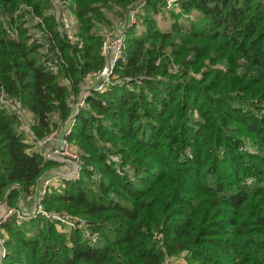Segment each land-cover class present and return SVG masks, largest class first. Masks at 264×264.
Listing matches in <instances>:
<instances>
[{"label":"trees","instance_id":"trees-1","mask_svg":"<svg viewBox=\"0 0 264 264\" xmlns=\"http://www.w3.org/2000/svg\"><path fill=\"white\" fill-rule=\"evenodd\" d=\"M60 1L0 0V96L21 103L32 136L0 104V204L9 207L55 165L31 151L104 64V28L143 7L127 23L116 83L76 115L79 179L42 199L74 227L0 218L1 264H264V2L177 0L162 29L155 18L167 0H66L79 45L62 31Z\"/></svg>","mask_w":264,"mask_h":264},{"label":"built area","instance_id":"built-area-1","mask_svg":"<svg viewBox=\"0 0 264 264\" xmlns=\"http://www.w3.org/2000/svg\"><path fill=\"white\" fill-rule=\"evenodd\" d=\"M261 1L264 2V0ZM166 5L169 9H177V0H167ZM142 6L143 3L141 1L135 8L129 11L126 21L116 20L112 25L104 28L103 40L100 49L101 55L104 58V64L100 69L86 73L80 90L71 95L70 107L72 114L67 119L65 124L60 125L51 134L35 142V146L31 152H38L45 160L56 161V156H58L61 162L60 168L57 171H50L42 175L34 188V192L31 195H25L22 198H27L32 201L30 209L25 208L23 206V201L20 200L21 202L19 201L20 204L18 209L6 206L0 216L1 219H6L13 215L15 216L16 221L20 223L23 220H27L32 217L42 216L53 221H59L60 223L67 224L70 228L74 227V221L59 214L48 213L42 206V199L51 187L62 184L64 181H74L79 179L80 157L78 151L74 150V147L72 150L73 144L69 141V135L75 122L76 115L81 109L86 107V99L93 92H105L116 83L117 76L115 74V69L117 68L119 62L124 61L123 49L127 23L129 25L137 24L138 15ZM58 16L62 31H64L67 39L70 42H77L80 45V39L75 36L77 26V19L75 15L69 11V9H65L60 11ZM42 53L45 54V66L49 69L56 70L57 67L55 65V61L52 59V55L49 54L47 49H44ZM65 83L68 84L69 82L65 81ZM0 104L2 108H6L8 111L19 115L20 124L18 126V130L19 132H23L25 140L30 142L32 140V136H30L29 131V124L31 121L29 118L30 115L27 114V111L21 106V103L19 101H12L6 96L1 95ZM64 157H67L68 159ZM3 243L4 237L0 236V264L6 254ZM163 264H174V262L171 258H166Z\"/></svg>","mask_w":264,"mask_h":264},{"label":"rangeland","instance_id":"rangeland-1","mask_svg":"<svg viewBox=\"0 0 264 264\" xmlns=\"http://www.w3.org/2000/svg\"><path fill=\"white\" fill-rule=\"evenodd\" d=\"M167 1L164 3V5L163 6H161V9H162V11H165V12H162V13H160V15H157L156 16V20L158 21V25L160 26V27H162V29H165L166 27H168V24L170 23V20L168 19V17H167V10L169 9V7H167ZM69 5V3L66 1V0H64V1H60V4H59V9H60V11H62V10H65V9H69V8H67V7H69L68 6ZM136 6H133L131 9H133V8H135ZM143 7V6H142ZM171 7V6H170ZM59 11V12H60ZM69 11H71L70 9H69ZM72 12V11H71ZM142 13V8H141V10H140V13L139 14H141ZM139 16V15H138ZM167 17V18H166ZM104 26H108V25H104ZM78 27H79V25H78V23H77V26H76V33H75V36H77L79 39H80V37H79V35L77 34V31H78ZM136 27H137V29H138V31L141 29V27H140V25H136ZM125 41V40H124ZM55 65L56 66H58V64H56L55 63ZM27 114L29 115V113L27 112ZM27 117H29V116H27ZM30 118V117H29ZM66 122V121H65ZM63 124H65V123H63ZM62 125V124H61ZM67 126V125H66ZM65 126V127H66ZM59 127V126H58ZM58 127H55V128H53V131H55ZM52 131V132H53ZM51 132V133H52ZM70 142H71V144H73L72 145V150H73V147H74V150L75 151H78V154H79V145H78V143L76 142V141H74L73 139H70L69 140ZM48 146H49V144H48ZM64 158H67V157H64ZM112 158H114V156L112 157ZM68 159V158H67ZM47 161H53V162H55V165H52L48 170H47V172H50V171H57L59 168H60V166H61V162H60V159L58 158V156H56V161L55 160H47ZM81 165H82V161L80 160V162H79V166H80V172H81ZM65 184V183H64ZM64 184L62 183V184H59V185H57V186H54V188L55 189H58V188H61V187H63L64 186ZM52 188V187H51ZM21 199V198H20ZM20 199H19V201H20ZM18 201V203H17V206H14V207H12V206H10L11 208H15V209H18V207H19V204H20V202L21 201H23V206L25 207V208H27V209H30L31 208V205H32V201L30 200V199H27V198H24V199H22L20 202ZM6 206L7 205H3V204H0V216L2 215V213H3V211H4V208H6ZM9 207V206H8ZM62 216H64V217H66L67 219H69V220H71V219H73V218H71V217H69L68 215H64V214H62ZM23 221H25V220H23ZM63 224V223H62ZM58 225V224H57ZM58 226H60V227H62L64 230H68V229H70V227L67 225V224H63V225H58ZM59 227V228H60ZM1 232L3 233V230H1ZM5 246V245H4ZM3 246V247H4ZM5 248V247H4ZM177 259H179V258H177ZM181 261L183 260L184 262H185V264H188V262H187V259H180Z\"/></svg>","mask_w":264,"mask_h":264},{"label":"crops","instance_id":"crops-1","mask_svg":"<svg viewBox=\"0 0 264 264\" xmlns=\"http://www.w3.org/2000/svg\"><path fill=\"white\" fill-rule=\"evenodd\" d=\"M180 259H181V258H179V259H177V258L174 259V260H173L174 264H185V262H184L183 260L181 261Z\"/></svg>","mask_w":264,"mask_h":264}]
</instances>
